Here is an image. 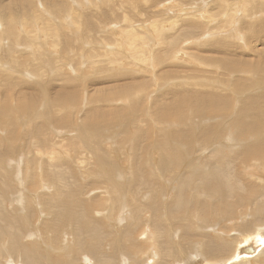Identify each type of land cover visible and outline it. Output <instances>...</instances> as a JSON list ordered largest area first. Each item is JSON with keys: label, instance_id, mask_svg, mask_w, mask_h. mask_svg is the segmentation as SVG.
<instances>
[{"label": "bare ground", "instance_id": "bare-ground-1", "mask_svg": "<svg viewBox=\"0 0 264 264\" xmlns=\"http://www.w3.org/2000/svg\"><path fill=\"white\" fill-rule=\"evenodd\" d=\"M32 2L33 0H4L0 3V24L4 26L1 31L7 38V43L0 40V49L5 51L0 52V58L5 61L11 60L10 63H5L0 59V112L6 109L8 115H13L18 109L24 117L25 124L20 131L19 127L17 130L2 133V137L11 139V144H0V264H123L122 258L127 264H130L129 262L133 264H264V160L249 155L264 154V88L256 87L260 90L249 91V95H253H248L246 98L241 95L250 83L259 86L260 82L262 84L264 82L263 76L260 75L258 82L254 80L255 74L243 67L250 63L249 59L243 60L245 50L248 49L247 45H244V39L248 40L250 46L251 42L255 41V48H258L260 53L262 51L257 43L262 36L247 38L240 34L239 27L234 30L229 29V32L224 31L225 26L215 25L210 28V24L212 25L217 17L227 19L232 15L235 16L237 11L242 10L243 16L249 18V13L245 12L248 2L219 0L225 12L215 15L212 23L204 17L184 14L177 19L178 22L181 21V24L175 25L179 29L171 33L168 38L171 45L176 44L180 35L191 37L205 25L204 32H208L206 35H211L217 29L223 32L208 37L203 42L204 45L215 47L216 50H226L228 47L226 40L231 38L230 43L236 50L240 53L244 50L242 56L221 61L217 55H214L213 66H206L200 60L196 62L194 58L192 64L208 72L210 70L206 67L212 69L217 68L218 65L224 69L228 67L231 72L227 75L230 78L235 77V81L240 80L241 88L236 82L230 86L231 82L220 79L219 73L216 75L217 79L207 74L201 75V82L195 84L198 88L192 85L199 76L196 74L188 77H173L169 80L165 77L159 82L157 73H154L157 67L175 63L187 65L190 62H186L188 55L185 54L191 53L177 49L174 53H168L166 50L155 49L160 37L149 44L142 35L136 34L135 29L134 35L128 37L125 45L132 51V56H140L134 48L137 44L147 51L148 57L142 63L144 66H131L133 69L126 71L120 65L123 63V56L127 57V55L122 56V53L117 52L120 55L117 56L115 49L117 46H99L98 49L101 50H98L97 56H107L109 67L116 70L115 74L108 73V78L118 80V84L112 89L100 88L99 94H95L94 97L91 91L79 94L80 90L73 89L70 84L65 85L67 88L65 86L61 88L60 81L67 80L70 83L72 80L65 70L62 72L65 78L56 80L60 83V88L54 90L53 95L48 96V93L46 95L47 114L45 111L40 113L45 110V106L39 102L31 103V101L27 102V99L22 105L21 100L32 97L36 91L29 89L35 87L36 83L42 84V82L30 79L25 62L12 55L26 54L25 57L30 58L31 52L23 49L28 45H22L19 40L22 38L21 32H26V23L31 17L34 22L44 21L50 24L51 21L40 13L39 8L46 16L48 5L49 9L52 8L58 13L63 9L58 0H50V4L48 0H42V4L37 5L39 8H34ZM52 9L49 10L51 14ZM17 12L23 18L19 17L20 19L16 20ZM64 19L76 23L79 18L76 10L68 9ZM235 19V22L239 21L237 15ZM55 20L62 24L60 17H55ZM36 25L40 33V25ZM255 25L252 20H248L245 28H254ZM163 27L168 30L172 28ZM50 28L51 26L48 27ZM138 37L144 39L142 43L138 41ZM38 38L40 39L37 40ZM30 39L32 42L29 45L35 43L39 45L41 36H31ZM195 40L184 41L182 47ZM233 47L231 49H234ZM38 50L45 53L40 45L38 48L34 47L32 52ZM155 52H159L160 55H156ZM59 58L54 60L58 61ZM133 59L136 63L137 58ZM33 60L34 58H30V65ZM49 63L55 64L51 58ZM43 64L41 61L36 71L41 78L48 76L49 73L42 67ZM54 67L56 71L62 68L57 64ZM259 67L262 72L264 59L259 60ZM132 76V80H127ZM104 78L105 76L99 79L106 82ZM151 79L157 84L159 82V85L163 84L161 85L163 89L157 88V93H163L169 84L185 82L181 86H174L172 92L162 94L163 100H159L160 95L149 94ZM49 83H44L43 90L40 91L45 92L44 87ZM50 87L51 84L48 89H52ZM5 89H7L6 94L2 91ZM10 89L17 91L18 96L15 101L8 100V97H11L8 96L11 94ZM145 93L149 94L153 112L156 111L155 119L151 122L158 128L149 129L146 126L143 127L144 129H136L139 126L137 115L138 120L134 119L128 123L131 127L124 131L127 133L134 131V137L137 138L135 141L140 147L134 152L133 162L129 152L122 154L121 149L115 150L117 146L119 148L116 144L119 138L112 141L113 138L110 137L114 133L113 128L118 124L114 126L109 124L108 120L120 113L125 102L136 105L137 97L140 95L144 97ZM86 95L87 103L84 100ZM165 95H171V98L164 99ZM4 97L6 105L1 101ZM236 100L239 101L235 105L239 108L237 115L232 122L225 123L224 130L237 131L244 127V130L239 132L238 138L232 135L224 140L222 128L218 127V124H206L195 118V115L201 113L224 118ZM79 102V110H82L78 115L81 118L77 119L80 123L77 124L70 118L66 119L64 113L68 107H78ZM91 102L94 103V107L91 106ZM112 103H117V106L113 108ZM21 107L26 109V113ZM242 115L249 124L237 123L238 117ZM44 117L48 122L56 121L60 125H73V128L68 129L73 134L70 142L57 140L54 133L46 129L48 124H45L44 120L40 123L39 119ZM25 119L29 123L35 121V127L33 125L34 128H31L26 124ZM100 120L103 123L96 131L93 128L95 124L90 121ZM217 128L221 130L218 132ZM200 130L211 132L214 136L204 135ZM21 132L23 133L20 135ZM148 135H153L155 138ZM144 137L147 140L154 139V143L155 141L157 143L156 149L152 148L153 153L152 150L149 151L153 159L151 160L150 155L146 156V164L149 168L144 163V155H142L144 150L140 146V141L146 139ZM76 139L79 141L76 142ZM128 144L127 148L131 150L132 142ZM210 144L216 145L210 147L208 154L202 155L204 152L200 151ZM62 147L64 153L61 155ZM10 155L13 159L8 157ZM117 155H123L129 163L118 167L119 171L116 168ZM110 159L115 160L109 161ZM160 159L162 161H158ZM102 162L107 163V168ZM159 165H162L161 169H158ZM122 169H125L132 178L123 177L124 182L121 181L119 172ZM173 172L177 175L172 176ZM161 200L165 203H160ZM241 203L243 209L235 215ZM251 204L252 210L249 212ZM150 206L152 207L149 216L151 222H147L146 228L142 231L135 232L141 222V215L148 211ZM120 211L123 212L124 218L120 217L122 216ZM169 215L174 218L168 219ZM144 217L148 218V216ZM132 221L134 224L130 227ZM244 223L249 224L251 228L240 231L238 226ZM255 225L259 226L253 229Z\"/></svg>", "mask_w": 264, "mask_h": 264}, {"label": "rangeland", "instance_id": "rangeland-1", "mask_svg": "<svg viewBox=\"0 0 264 264\" xmlns=\"http://www.w3.org/2000/svg\"><path fill=\"white\" fill-rule=\"evenodd\" d=\"M2 1H4V0H0V3ZM41 1L42 0H33V2L31 4L34 5V8H35V7H38L37 5L42 4ZM58 1L61 3V7L63 9V11L60 13L54 11L51 8L53 10V13L51 14V12H49V10H51V9H49L50 6L48 5L47 6L48 7L47 8V16H46V15H44L42 9H40L38 7L40 10V13L46 19L48 18L51 21L50 24H52V25H50V24H48V22H44V21L34 22L33 18L31 17L32 13L30 12L29 15L31 18L26 23V25H27L25 27L26 32H23V31L21 32V31L17 30V32H21V37H22L19 40V42H21L22 45H28V47L23 48V49L26 50L27 52H31L30 58L31 59L34 58V60L32 62V65H30V58L25 57L26 54L17 55V53H14L12 55V57L16 56L17 58H20L25 62L27 72L31 76L30 79H37L40 82H42V84L36 83L35 87H33L32 89H29V90L35 89L37 92L34 91L32 97H30V98L27 97L23 101L21 100L22 105H24V102L27 101V99H28L27 102H29V101H31V103H38L39 102V104H41L42 106H45V110L40 111V113L46 112V114H47L46 107L48 105V99H47L48 97L46 95H47V93H48V96H49V94L53 95L52 93L55 92L57 88H60V86H59L60 83H61V88L64 87L65 85L68 86L67 84H70V86L73 89H75L77 91L80 90V91H78L79 94H82L84 92L90 93V91H91V94H94L93 97L95 96V94H99L98 92H99L100 88L112 89L116 84H118V80H114L111 77L108 78L109 77L108 73H109V75L115 74L116 70H113L109 67L110 65H109V62H107L108 59H107L106 55H103V56L98 55L97 56L98 50H101L98 48H99V46H103V45H107L108 47L110 45H112L113 47L117 46V47H115L116 53L120 52V53H122L121 54L122 56H123V54L127 55V57L123 56V58H122L123 63L120 65V66H123L124 67L123 69L126 71H130L131 69H133L131 66H133V67L144 66V64H142V63H144L145 58L148 57L147 51L140 44H137L134 48L136 49L137 53L139 52L138 55H140V56H138V57L132 56L133 55V53H131L132 51L127 48V45H125L126 40L129 39L128 37L130 35H134L133 31H135V29H136V34L138 36L142 35L146 39V43H149V44L154 42L156 38L160 37L159 41L157 40L158 44L155 46V49L158 48V49H160V51L166 50L168 53H174V50H176V49L178 51H182L185 53H191V54H185L184 53L185 56L188 55L187 56L188 58L186 57L187 58L186 62L187 63L190 62L191 64L189 63L187 65H179V64L175 63L173 65L169 64V65L157 67V69H156L157 71H154V73H157V76L159 77V80H158L159 82L162 80V78L165 79V77H168L166 79L169 80L173 77H179V76L180 77L181 76L188 77L189 75H195L196 74L199 76L196 80H194L195 83L194 82L192 83V85L195 86L196 83L201 82V77H200L201 75L207 74L209 76H213V78L216 77V79H217L216 75H218V73H219L220 79L222 78L228 82H231L230 86H232V84L234 82H236L237 85H239V88H241L240 80L235 81L236 80L235 77L230 78L227 75V74H230V72H231L230 68H228V67H226V69L222 68L220 65H218L217 68L214 67V69H212L211 67H206L207 69L210 70L208 72L206 69H202V68L198 67V65L192 64L194 62V58H195L196 62L200 60L206 66H208V65L213 66L215 64L214 60H213L214 55L215 56L217 55L218 59H220L221 61L225 60V59H230V57L242 56L244 50H241L242 53H240L238 50H236L232 46V43H230V42H232L231 38H230V40H226V42H228V47L226 48V50L225 49L216 50L215 47L210 48L209 45H204L203 42L206 39H208V37H210V36L213 37V35L222 34L223 32H219V30L217 29L211 35H206V33H208V32H204V29L206 28V25H205L202 29L194 32L193 35H191V37L185 36L183 34L180 35V39L178 40V42L176 44L171 45L170 39L168 40L170 34L173 32H176V29L177 30L179 29V27H175V25H178L179 23L181 24V21L178 22L177 19L184 14H189L190 16H195L198 18L204 17L208 21L211 22L212 18H214L215 15H217V14L221 15L222 13H224L225 11H223V8H224L223 4L221 2H219V0H88V1L87 0H58ZM239 1L241 3L245 2V1H246V3L247 2L249 3V4L247 3L248 6L245 8V10H246L245 12L246 13L248 12L249 14L248 13L247 14L250 15L249 18L247 16H245V17L243 16L242 10L239 12L237 11L236 15H237V18L239 21L235 22L236 21V19H235L236 15L235 16L232 15L231 17H229L227 19L222 18L220 16V17H217L215 19V21L212 25L210 24V28H213L215 25L225 26L224 31L229 32V29L234 30V29H236V27H239L240 34L246 36L247 38H249L251 36H253L254 38H258L259 35L262 36L258 39V41L259 40L260 41L257 43L259 45V49H261V51H262L260 53L258 51V48H255V44H256L255 41H252L251 46H250L248 40L244 39V43H245L244 45L245 46L247 45L248 49L245 50L246 51L245 58L243 57L244 58L243 60H247V59L250 60V63H247L243 67L246 70L248 69L252 73L255 74L254 80L260 81V75L264 77V70H262V72H260V67H259V60L261 61L264 59V42H263L264 41V37H263L264 36V0H259V1L258 0H239ZM48 3L50 4V0H48ZM240 8H241V6H240ZM68 9L76 10L77 17L79 18L78 22L73 23V21L70 22V21H66L64 19V14H65L66 10H68ZM19 17L23 18L19 14V12H17V14L15 15V19L16 20L20 19ZM55 17H57V18L60 17L62 19V24L59 23V21L55 20ZM248 20H252V22H254L256 24L254 26V28H247V27L245 28V24ZM208 21H206V22H208ZM175 23H177V24H175ZM7 24H9V23H7ZM36 24L40 25V28H41L40 33H39V30H38ZM233 25H235V27H232ZM49 26H51L50 29H48ZM163 26L172 27L173 30H172V28L170 30H168V29L164 28ZM3 27L4 26L3 25L1 26V24H0V40L3 43H7L6 34H4L1 31L3 29ZM43 30H44V32H42ZM28 31H30L31 34L28 33ZM205 31H206V29H205ZM39 35L41 36L42 42L39 41L38 43L40 45L41 50L45 51V53L40 52L39 50L33 53L32 52L33 48L34 47L38 48L39 45L36 43L34 45L33 44L29 45L32 42L30 39L31 36L35 37V36H39ZM33 39H35V38H33ZM39 39L40 38H38L37 40H39ZM191 39H196V40L194 42H191L188 45H185L182 47V43L184 41L191 40ZM261 39H263V41H261ZM104 40H107V42H103ZM143 40L144 39L138 37L139 42L142 43ZM260 44H262V45H260ZM231 47H233L234 49H231ZM6 49L11 50V48H6ZM140 51L142 52V55H141ZM0 52L4 53L5 51L0 49ZM159 52H155V54L160 55ZM117 56H120V55H118V53H117ZM185 56H184V58H185ZM57 57H60L58 59V61L54 60V58H57ZM43 58L45 60H42ZM50 58L53 59L55 64L49 63ZM86 58H88V61H86ZM97 58L99 59V61H95ZM100 58H101V60H100ZM133 58H135V59L137 58L136 59L137 64L134 62L135 60ZM0 59L5 63L11 62V60L5 61L3 58H0ZM92 60L95 61V64H94V61H92ZM41 61H42V63H44L42 65V67L45 70L49 71L48 76H44L43 78L38 77V74L36 73V71L40 67L39 63ZM137 61H140V62H137ZM98 63H99V65H98ZM56 64L62 66V68L57 70V71L54 70L55 69L54 66ZM100 64H101V66H100ZM107 64H108V66H107ZM64 65H65V67H64ZM73 65L75 67H73ZM221 65L224 67L223 64H221ZM74 68L76 71L74 70ZM101 69H102V71H101ZM65 70L68 71V73L72 77V80L70 83L67 80H64L65 82L60 81V83H59L56 80H58V79L62 80L65 78L62 76V74H63L62 72H64ZM106 72H107V74H105ZM102 74H103V76H102ZM60 76L63 78H61ZM104 76H105L104 80H106V82L99 79L101 77L103 78ZM249 77H251V76L249 75ZM123 78H125V76H123ZM132 78H133V76L129 77L127 80H129V79L132 80ZM148 78H151V76H148ZM123 80L125 81V79H123ZM101 82H103V83H101ZM159 82L157 84L156 82L153 81V79H151V82H150L151 88H149V90H150L149 94L152 93L153 96L160 95L159 100H163L161 97L162 94H165L167 92H172V89L174 90V86H181V85H183V83L185 81L175 82V83L169 84L167 86V89L163 93H157L156 92L157 88L159 90L163 89L161 87V85H163V84L159 85ZM44 83H46V84L49 83V85L51 84L52 87H50V88H52V89H48V87H49V85H48V86L44 87L45 88L44 90H46L45 92L40 91V90H43L42 85H44ZM165 86L166 85L164 84V87ZM16 87H18V86H16ZM195 87L198 88L197 86H195ZM256 87L264 88V82H263V84L260 82L259 86H255L254 84L250 83L248 85V88H245V90L241 92L242 97H244V98L248 97L249 91H251V90L253 92L260 90V89H256ZM6 90L7 89L2 90V91H4V93L6 94ZM236 90H239V89L236 88ZM10 91H11V94L10 95L8 94V96H11L12 98L8 97V100L9 101L10 100L15 101V99H17L16 96H18L16 94L17 91H15L14 89H10ZM147 93L144 94V97L142 95L137 97V99H136L137 102L135 101L136 105H131V104H128V102L127 103L125 102V105H123V107L120 109V113L116 114V116H113L108 120L109 124H113L114 126H116L118 124V126L116 128L112 127L113 128L112 131L114 132L113 135L112 136L109 135V136H111L110 138H113V139H111L112 141L116 140L118 138L120 139L119 142H118L119 139L116 141L117 142L116 144L119 145V148L117 146V149H115V150L121 149L122 154L123 153L127 154L129 152L132 155L133 162H134V157H135L134 152L137 149H139L140 147H138V144L135 141V138H136V137H134L135 132L131 131V132L127 133L124 131V130H127L129 127H131V126H129L128 123H130V121H133L134 119L138 120L137 119V116H138L139 126H137L136 129H138V128L144 129L143 127H146V126L149 129L150 128H152V129L158 128L157 125H153L151 122L152 119H155L154 114L156 113V111L153 112L154 109H152V104L149 102V94H147ZM233 95L234 94H232V96ZM252 95L253 94H251L249 96H252ZM170 96L171 95H165L164 99H170L171 98ZM237 96H238V100H239L240 99L239 95H237ZM0 98H1V94H0ZM84 100L87 103V95H86V97L84 96ZM238 100H236V102L232 106V108L227 111L228 115L224 118H219V116H217V115L210 116L209 113H201L199 115H195V118L200 119L199 121H202L203 123H206V124H213V125L218 124V127L222 128V132H223L222 135H223L224 140L228 139L232 135H234V137L238 138L240 136L239 132L244 130V127L241 129H238L237 131H235V130L233 131V129L232 130H229V129L224 130V129H226L225 123L226 122H232V120H234L236 115H237V111L239 108L238 107L236 108L235 105H236V103L239 102ZM1 101L6 105L5 97L2 98ZM40 101H42V102L40 103ZM39 104H37V106H39ZM116 104L112 103L111 106L113 108H115L117 106ZM79 105H80V102L78 104V107H74V108L68 107V109L64 113V115L66 114L65 115L66 119L70 118L73 123H77V124L80 123V122H77V119L81 118V116H78V115L80 114V112L82 110V109L79 110V108H80ZM91 106L94 107L95 106L94 103H92ZM99 106H106V105H99ZM89 108L91 109V107H89ZM21 109L23 110V112L26 113V109L24 107H21ZM5 110L6 109H4L0 112V144L2 143V145L11 144V141H10L11 139L8 137H2V133L6 132V131H12L14 129L17 130V129H19V127H20L19 131H20L21 128L25 127V124L23 123L24 117L18 109L16 111V114L14 113L13 115H8ZM27 111H29V110H27ZM25 120H26V124H29L31 126V128L33 127V125L35 127V124H36L35 121L29 123V121L27 119H25ZM40 120H41L40 123H42V120H44L43 122L45 124H48V125H46V129L51 130L52 132L51 131L50 132L52 134L54 133L53 135L56 136L57 140H64V141L66 140V142L67 141L70 142V139H72L73 134L68 129L73 128V125L68 124L66 126L64 124H61L62 125L61 126L60 123H58V122L56 123V121H50V122L46 121L45 117L43 119H39V121ZM90 123L95 124V127H93V128L96 129V131H97L100 128L103 121H101V120L98 122L90 121ZM237 123L246 125V124H249V121H246L245 117L242 115V116L238 117ZM62 129L65 132L61 131ZM217 129H218V132H219V130H221L219 128H217ZM119 132H120V134H119ZM201 132H203V131H201ZM22 133L23 132H21L20 135ZM203 134L207 135V136H211V137L214 136V135H212L213 133H211V132H203ZM66 136H69V137L67 138ZM148 136L155 138V136H153V135H148ZM144 138H146V137H144ZM183 138H184V136H182V139ZM141 140H142V138H141ZM146 140H147V138L145 140H142V141L139 140V141H140V146H141L142 150H144V152H142V155H144V163L147 166V168H149V165L146 164V156L150 155L149 151H151L152 148L154 149L155 145L157 146V143H156V141H155L156 144L154 143V139L153 140L148 139L150 141H148V140L146 141ZM75 141L78 142L79 139H76ZM133 141H135V142H133ZM143 141H145V142H143ZM171 141H174V139H171ZM130 142H132L131 150H129L127 148V146L129 145L128 143H130ZM248 142L249 141H247V143ZM152 143H154V145ZM215 145L216 144H210L208 146H205V147H203V151H200V152H204L202 155L208 154V150L210 149V147H213ZM143 147L145 149H143ZM148 149H150V150H148ZM60 150H61V155H62L64 153L63 147ZM60 150L58 151L59 153H60ZM151 153H153V150ZM66 155H67V153H66ZM249 155L255 159H258V157H260L261 160H264V154L263 155L262 154L261 155L260 154L254 155V153H250ZM8 157L9 158L11 157L13 159V156H11V155ZM150 157L152 160L153 158L151 155H150ZM114 160L115 159H110L109 161H114ZM158 161H162V159H160ZM102 164H105V166L107 168L106 162L105 163L102 162ZM126 164H129L127 159L123 155H117V158H116L117 171H119L118 167H120L122 165H126ZM102 166L104 167V165H102ZM161 166L162 165H159L158 169H161ZM180 171H181V169H180ZM117 175H115V176H117ZM171 175L176 176L177 174L175 172H173ZM119 176H120L121 181H123V182H124L123 177L132 178V176L130 174H128L125 171V169H122L121 172H119ZM168 177H170V175H168ZM243 178H245V177H243ZM37 202H38V199H37ZM160 203L164 204L165 202L163 200H161ZM242 209H243V204L241 203L238 205L235 215H238ZM251 210H252V204L250 206L249 212ZM151 213H152V207L150 206L148 211L144 212L141 215V217H140L141 222L138 224L137 228L135 229V232L136 231H142L143 229L146 228L147 222H151V219L149 217V216H151L150 215ZM120 215H122V216H120L121 218H124L122 211H120ZM144 216H148V218L146 219ZM169 217L174 218L172 215H169L168 219H169ZM161 218H164V216H161ZM133 224H134V221H132L130 223V227H133ZM257 226H259V225H255L253 229H255ZM238 228L241 229L240 231H243V230H247L248 228H251V227L249 224L244 223L243 225L242 224L239 225ZM252 232L250 234H252ZM135 236H137V234ZM121 263L127 264V262H125V260H123V258L121 259ZM129 263L133 264L132 262H129Z\"/></svg>", "mask_w": 264, "mask_h": 264}, {"label": "water", "instance_id": "water-1", "mask_svg": "<svg viewBox=\"0 0 264 264\" xmlns=\"http://www.w3.org/2000/svg\"><path fill=\"white\" fill-rule=\"evenodd\" d=\"M247 250L251 251L252 249H247Z\"/></svg>", "mask_w": 264, "mask_h": 264}]
</instances>
